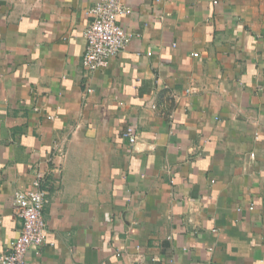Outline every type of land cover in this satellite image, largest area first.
I'll list each match as a JSON object with an SVG mask.
<instances>
[{
	"label": "crops",
	"instance_id": "obj_1",
	"mask_svg": "<svg viewBox=\"0 0 264 264\" xmlns=\"http://www.w3.org/2000/svg\"><path fill=\"white\" fill-rule=\"evenodd\" d=\"M97 1L0 0V253L40 173L23 264H264V0H122L89 72Z\"/></svg>",
	"mask_w": 264,
	"mask_h": 264
},
{
	"label": "built area",
	"instance_id": "obj_2",
	"mask_svg": "<svg viewBox=\"0 0 264 264\" xmlns=\"http://www.w3.org/2000/svg\"><path fill=\"white\" fill-rule=\"evenodd\" d=\"M126 10L122 0H99L89 9L90 20L84 30V69L90 72L106 67L110 58L133 38L134 34L118 22V17ZM122 138L130 143L135 142L133 126L123 129ZM46 202L47 196L41 187L40 173L36 174L28 188L14 191L12 208L21 222V228L19 234L10 241L8 251L0 253V264H23L30 249L39 248L46 242L43 219Z\"/></svg>",
	"mask_w": 264,
	"mask_h": 264
}]
</instances>
